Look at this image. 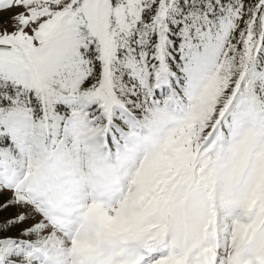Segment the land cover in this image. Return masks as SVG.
<instances>
[{
  "label": "snow or ice",
  "instance_id": "snow-or-ice-1",
  "mask_svg": "<svg viewBox=\"0 0 264 264\" xmlns=\"http://www.w3.org/2000/svg\"><path fill=\"white\" fill-rule=\"evenodd\" d=\"M0 264H264V0H0Z\"/></svg>",
  "mask_w": 264,
  "mask_h": 264
}]
</instances>
